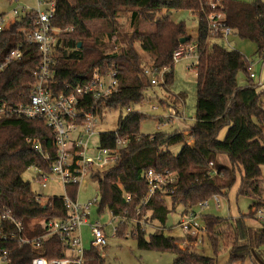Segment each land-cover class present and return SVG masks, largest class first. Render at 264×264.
I'll use <instances>...</instances> for the list:
<instances>
[{
    "label": "trees",
    "instance_id": "obj_1",
    "mask_svg": "<svg viewBox=\"0 0 264 264\" xmlns=\"http://www.w3.org/2000/svg\"><path fill=\"white\" fill-rule=\"evenodd\" d=\"M54 2L51 25L59 29L52 42L54 88L58 89L66 82L87 80L95 68L102 71L114 69L118 77L117 90L97 103L98 114L105 110H129L118 118L115 131L99 135L105 147L114 148L117 137L126 138L127 142L120 149L113 166L104 171L97 170L91 176L97 178L98 212L107 209L124 213L127 209L125 214L131 219H141L148 213L146 222L156 221L164 226L176 203L187 211L214 194L226 196L227 188L235 179V171L239 170L238 195L256 194L259 201L248 214L237 217L201 216L206 226L203 238L208 239L212 256L189 246L181 248L179 244L183 237L166 236L160 227L147 234L138 224V234L131 236L137 239V245L142 249L173 253V264H245L246 260L251 264H264V226L252 212L253 207L263 204L258 182L264 165V108L261 106L264 92L258 90V84L250 76L252 61L237 49L227 47L221 36L208 34L207 15L211 9L204 0ZM222 2L226 25L241 39L254 41L257 44L256 55L264 59V0ZM161 10L167 13L171 10L191 11L197 18V38L188 34L183 22L172 21L170 14L157 19L150 31L138 28L141 21L153 20L155 13ZM126 12H131L135 27L127 47L118 52L113 44L104 42L103 36L107 33L109 39L113 38L118 30L117 18ZM36 15L35 9L27 10L0 32V64L23 40L22 30L35 28ZM95 22L102 26L92 31L91 24ZM182 38H186L183 43L180 42ZM194 40L198 45V58L194 67L196 103L193 124L172 133H141L140 124L146 115L131 107L144 102L146 91L154 84L144 72L145 64L160 71L167 69L161 81L167 88L173 81L174 51ZM134 42L150 56L148 63ZM40 57L39 45L32 44L25 47L21 58L5 65L0 73V106L27 101ZM239 73L246 79L242 86L237 83ZM160 103L170 106L166 101L161 100ZM223 127L227 130L220 140L218 135ZM185 131L188 133L184 134ZM28 138L37 139L44 152L54 155L55 135L43 119L0 115V208L22 223L26 236L35 237L44 233L38 221L63 218L67 215V208L58 195L49 197L44 203L37 201L29 182L23 180L22 175L28 168L35 167L47 173L51 162L33 148ZM177 143H182L179 153L164 150ZM220 154L227 156L229 165L217 160ZM210 162L213 168L209 166ZM149 169L177 174L170 206L161 192L142 204L147 194L144 174ZM212 169L217 173L211 175ZM37 177L40 178L39 175ZM78 187L73 183L66 185L69 197L76 198ZM130 226L129 220L121 223L116 236L126 237ZM3 250L7 251L6 264H31L32 258L39 255L51 259L64 254L61 242L55 237L45 238L39 248L31 244L19 246L14 240H0V255ZM222 250L227 251L224 260L219 259ZM84 259L86 264H103L102 256L92 244L85 248Z\"/></svg>",
    "mask_w": 264,
    "mask_h": 264
},
{
    "label": "built area",
    "instance_id": "obj_2",
    "mask_svg": "<svg viewBox=\"0 0 264 264\" xmlns=\"http://www.w3.org/2000/svg\"><path fill=\"white\" fill-rule=\"evenodd\" d=\"M204 2L211 9V12L207 15L208 34L211 37L221 36L224 44L231 46L230 35L233 30L226 25L225 7L222 0H204ZM54 5V0H37L35 28L33 30H22L23 40H20L17 47L10 51L7 60L0 64L1 73L9 61L23 56L25 47L32 44L39 45L41 57L34 73L35 82L29 92L27 101L19 102L16 105L3 103L0 106V115L14 114L26 118H40L52 128L56 145L53 156H49L42 150L37 139L28 138L27 141L31 142L33 148L39 151L45 159L51 161L48 172L44 173L36 168L35 177L38 180H43L42 187L46 186L44 182L48 178L63 186L64 192L59 196L63 199L67 208V215L63 218L38 221L44 233L35 237H28L23 232L22 223L0 208V240H14L19 246L31 244L33 247L39 248L45 238L55 237L64 248L63 256L49 259L39 255L32 258L31 264H86L83 227L87 226L89 228L90 244L98 250H101L107 243L104 232L105 226L98 220L92 221L90 219L91 208L95 205L98 206V197L80 201L77 193L76 198L72 199L67 194L66 185L70 183L80 185L86 177H91L97 170L113 166L117 162L118 153L126 144L127 139L117 137L114 148L102 146L100 140L97 144L93 141L99 115L97 103L108 98L117 90L118 77L116 70L102 71L95 68L87 80L78 81L77 83L66 82L58 89L54 88V72L51 68L52 42L54 34L59 32L58 28L51 25ZM13 14L15 16L19 14L16 8L13 9ZM15 19L8 20L4 14H0V32L14 22ZM71 29L68 28V30ZM184 56L195 57L194 68L198 58V45L195 40L189 44L181 45L173 53L174 61ZM166 70L163 69L159 73L160 70L156 68H146L144 72L150 77L151 82L156 84L155 76L160 74L163 78ZM250 76L252 78L256 77L252 68ZM257 84L258 86L263 85L260 80ZM261 106L264 108V97L261 100ZM153 109L157 108L154 106ZM172 112L169 110L168 114L162 116L163 122L161 124L167 125L174 117L185 119L182 113L181 115H175ZM209 166L212 167V162L209 163ZM216 173L217 171L212 169L210 174L214 175ZM144 178L147 182V194L142 200V204L147 203L157 192H161L163 199L170 198L178 181L175 172L166 171L163 173L153 169L146 171ZM36 195V200L41 203L54 196ZM221 196L214 194L187 211L182 209L179 221V226L183 230V239L179 244L181 248L188 246L198 248L203 244V236L206 232V226L201 221L203 210L211 203L215 208L220 207ZM41 199L45 200L41 201ZM126 200H129L128 195ZM108 211L111 220L119 219L117 226L114 227L115 236L118 226L127 220H129L131 226L126 236L137 235L136 226L138 224L144 230L151 225L150 222L145 221L148 213L143 214L141 219H131L125 214L128 212L127 209L124 213ZM252 212L260 225L264 226V205L253 207ZM99 214L101 215L102 212ZM137 214H139V208ZM7 262V251L3 250L0 255V264H6Z\"/></svg>",
    "mask_w": 264,
    "mask_h": 264
},
{
    "label": "rangeland",
    "instance_id": "obj_3",
    "mask_svg": "<svg viewBox=\"0 0 264 264\" xmlns=\"http://www.w3.org/2000/svg\"><path fill=\"white\" fill-rule=\"evenodd\" d=\"M249 2L252 0H238ZM17 9L19 14L15 16L13 9ZM37 9V0H0V14H4L6 19L20 18L24 15L27 10ZM167 14H170V18L174 22H183L187 32L194 39L197 38V18L189 10H171L167 13L166 10L156 12L153 20L141 21L138 25L140 30L150 31L153 29L155 21ZM118 30L115 32L113 38L109 39L106 33L103 36V40L106 43L114 45L115 50L118 52L123 48L127 47L129 38L134 31V24L131 18V12L121 13L118 18ZM100 22L91 24V30L95 31L101 27ZM233 30V29H232ZM235 37L232 41V47L244 54L248 59L252 61V70L256 73L254 81L257 83L258 80L263 84L258 86V90L264 92V59L259 58L256 55L257 44L250 39H241L236 35L233 30L230 37ZM116 38V41L114 40ZM231 39V38H230ZM133 45L137 51L141 54L142 58L148 63L150 56L146 54L137 42ZM195 57L184 56L175 61L173 67V81L167 87L164 88L161 84L162 76L157 74L155 76L156 84H153L146 91V99L140 104H136L131 107L132 110L139 111L146 115L141 121L140 132L143 134H152L155 132H166L172 133L176 130H183L190 127L194 122L195 114V103H196V72L193 68ZM146 68H151L148 64H145ZM145 68V69H146ZM163 71V70H162ZM161 73V71L159 72ZM246 82L245 76L242 73L237 75V83L242 86ZM166 101L170 106L166 107L161 104L160 101ZM165 103V104H166ZM157 109H153V107ZM169 110L173 111L172 114L185 116V119H179L174 117L173 120L169 121L167 125L161 124L163 122L162 116L169 113ZM178 111V112H177ZM129 112L128 109L121 110H105L100 115L95 126V135L93 141L95 144L99 142V135L102 132H111L117 129L118 118L125 116ZM158 119H161L159 121ZM227 127H223L218 135V139H223L226 133ZM185 131L184 134H187ZM190 141V139H187ZM182 147V143L167 146L164 150H168L173 154L179 153ZM223 162L225 165H229V161L226 155L222 154ZM220 162V160H219ZM224 165V164H223ZM102 169L101 171H104ZM37 170L35 167L28 168L22 175L25 182H29L31 190L35 194H42L44 197L51 195H62L64 190L63 186L57 182L48 178L45 180V187H42L43 180L35 178ZM240 172L235 171V179L231 185L227 188V195L220 197V207L215 208L211 203L207 208L203 210V214H212L221 218H233L241 214H248L250 208L259 201V195H238L237 191L240 184ZM260 190V198L264 205V165L262 166V178L258 182ZM78 199L80 201L90 200L98 197V185L96 177H86L85 180L78 187ZM220 195V194H219ZM170 198L167 199V203L170 206ZM45 200V199H41ZM44 202V201H42ZM182 206L178 203L175 204L174 211L170 212L167 217V221L164 226H160L158 222H150L151 225L146 227L147 234L152 232L153 229L160 227L166 236L171 237H183V230L179 226L181 218ZM92 221L98 220L105 226L104 232L106 234L107 243L101 249L98 250L99 254L103 258V264H173L174 254L171 252L157 251L142 249L137 245V239L133 236L127 235L115 236L114 227L117 226L119 221L118 218L111 220L110 212L104 209L102 214L98 213V206L95 205L91 208ZM253 223V222H252ZM83 227V231H86ZM128 230L127 232H129ZM148 237V235H147ZM84 245L85 248L90 246V235L86 231L84 232ZM197 252L203 253L206 256H212V249L208 239H204L203 244L198 248H193ZM226 251V250H225ZM221 251L219 253V259L224 260L227 255V251ZM245 264H251L246 260Z\"/></svg>",
    "mask_w": 264,
    "mask_h": 264
},
{
    "label": "crops",
    "instance_id": "obj_4",
    "mask_svg": "<svg viewBox=\"0 0 264 264\" xmlns=\"http://www.w3.org/2000/svg\"><path fill=\"white\" fill-rule=\"evenodd\" d=\"M231 39H230V42H231V45L233 44L232 43V41H233V39H235V37H230ZM232 40V41H231ZM252 68V67H251ZM253 71V70H252ZM255 73V72H254ZM255 76H256V73H255ZM256 78V77H255ZM189 143H190V141H188ZM217 160L219 161L220 160V163L221 164H224L225 165V163L223 162V158H222V154H220V155H218L217 156ZM85 230L88 232V234H89V228L88 227H86L85 228ZM86 231H83V234H84V232L86 233ZM90 235V234H89Z\"/></svg>",
    "mask_w": 264,
    "mask_h": 264
},
{
    "label": "water",
    "instance_id": "obj_5",
    "mask_svg": "<svg viewBox=\"0 0 264 264\" xmlns=\"http://www.w3.org/2000/svg\"><path fill=\"white\" fill-rule=\"evenodd\" d=\"M185 41H186V38H182V39L180 40L181 43H183V42H185Z\"/></svg>",
    "mask_w": 264,
    "mask_h": 264
}]
</instances>
